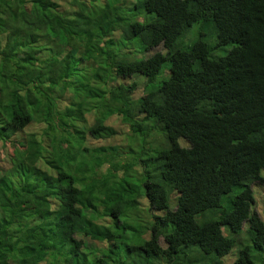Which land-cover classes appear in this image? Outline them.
I'll return each instance as SVG.
<instances>
[{"label": "trees", "instance_id": "16d2710c", "mask_svg": "<svg viewBox=\"0 0 264 264\" xmlns=\"http://www.w3.org/2000/svg\"><path fill=\"white\" fill-rule=\"evenodd\" d=\"M0 160V264H264V0H0Z\"/></svg>", "mask_w": 264, "mask_h": 264}, {"label": "rangeland", "instance_id": "374dc122", "mask_svg": "<svg viewBox=\"0 0 264 264\" xmlns=\"http://www.w3.org/2000/svg\"><path fill=\"white\" fill-rule=\"evenodd\" d=\"M126 1H131V0H126ZM64 5V3H63ZM193 27L194 25L191 26V28L189 29L185 39H187L186 42L190 41V39L192 38V32H193ZM160 49L161 46H157L156 49ZM122 81V80H121ZM138 87V86H136ZM138 89V88H137ZM134 95H137L138 94V90H134L133 91ZM114 119V117H111L109 120H112ZM35 126H38L36 123H32V127H35ZM115 128H122V125L119 123H116L114 125ZM124 128V127H123ZM24 132L23 131H18L16 133V137H20L21 135H23ZM6 162H4L3 160H0V166H2L3 168L6 167ZM261 174L264 175V170H261ZM168 188L170 187V183H168L166 185ZM250 187H251V190H252V194H253V204H252V207L253 209H255L259 216L264 220V182H253L250 184ZM176 195V192L171 188L170 189V192H169V200H170V203H172L173 199H174V196ZM138 206H135L134 207V211L132 212V215L133 216H136V214H139V218L138 217H135V220L137 219L138 222L140 223H145L146 222V218L148 219L149 218V215L147 214V212H145V206H146V199L143 195H139L138 197ZM141 215V216H140ZM145 226V225H144ZM222 231L224 234H226L227 230L225 228V226H222ZM147 236V234H146ZM158 241L159 243L161 244L163 241H162V238L158 236ZM94 243H97V245H99L98 242H94ZM100 244H103V243H100ZM239 248V245L238 244H233V246L231 247L230 251L228 253H226L225 255H223L221 257V262L222 264H228L235 256L236 254V251L238 250Z\"/></svg>", "mask_w": 264, "mask_h": 264}]
</instances>
